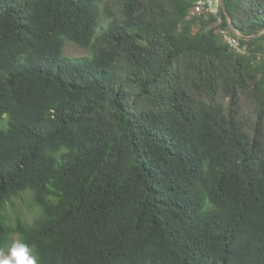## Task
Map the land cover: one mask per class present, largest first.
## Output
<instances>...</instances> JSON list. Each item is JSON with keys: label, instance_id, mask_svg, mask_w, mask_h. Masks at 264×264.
I'll use <instances>...</instances> for the list:
<instances>
[{"label": "trees", "instance_id": "trees-1", "mask_svg": "<svg viewBox=\"0 0 264 264\" xmlns=\"http://www.w3.org/2000/svg\"><path fill=\"white\" fill-rule=\"evenodd\" d=\"M194 2L0 0V250L264 264V0H224L219 21ZM23 192L36 213L11 223Z\"/></svg>", "mask_w": 264, "mask_h": 264}, {"label": "rangeland", "instance_id": "rangeland-1", "mask_svg": "<svg viewBox=\"0 0 264 264\" xmlns=\"http://www.w3.org/2000/svg\"><path fill=\"white\" fill-rule=\"evenodd\" d=\"M99 9V20L98 25L96 27V32H98L102 26H104L107 22V16L105 15L101 6L98 7ZM63 47V55L69 58H81L88 56L89 52L86 49H83L70 41L65 40ZM238 52H245L247 50L245 45L238 44L237 48L235 49ZM30 195L28 192L20 193L16 197H12L5 205L4 211L5 215L12 223L17 216L30 220L33 215L36 213L35 207L32 206ZM18 239L16 235H14L10 241V243L14 240ZM9 243V244H10ZM8 244V245H9ZM7 247L1 250L6 251Z\"/></svg>", "mask_w": 264, "mask_h": 264}, {"label": "clouds", "instance_id": "clouds-1", "mask_svg": "<svg viewBox=\"0 0 264 264\" xmlns=\"http://www.w3.org/2000/svg\"><path fill=\"white\" fill-rule=\"evenodd\" d=\"M0 264H40L38 255L23 238L12 241L6 251L0 250Z\"/></svg>", "mask_w": 264, "mask_h": 264}, {"label": "built area", "instance_id": "built-area-1", "mask_svg": "<svg viewBox=\"0 0 264 264\" xmlns=\"http://www.w3.org/2000/svg\"><path fill=\"white\" fill-rule=\"evenodd\" d=\"M221 7V0H195L193 3L192 8L189 11V15H213L217 18L219 21L220 18L218 16V11ZM219 34L226 44H228L229 47H232L234 49L237 48L239 42L237 40V37L234 34H230L229 29H220Z\"/></svg>", "mask_w": 264, "mask_h": 264}, {"label": "water", "instance_id": "water-1", "mask_svg": "<svg viewBox=\"0 0 264 264\" xmlns=\"http://www.w3.org/2000/svg\"><path fill=\"white\" fill-rule=\"evenodd\" d=\"M221 7H222L223 10L225 11V3H224V0H221ZM229 27H230L232 33H233L236 37H238V38H250V37H251V36H242V35H240V34L236 31V29L234 28L233 24H231V23H229ZM263 31H264V28L259 29L254 35H258V34H260V33L263 32ZM254 35H253V36H254Z\"/></svg>", "mask_w": 264, "mask_h": 264}, {"label": "bare ground", "instance_id": "bare-ground-1", "mask_svg": "<svg viewBox=\"0 0 264 264\" xmlns=\"http://www.w3.org/2000/svg\"><path fill=\"white\" fill-rule=\"evenodd\" d=\"M203 18V17H202Z\"/></svg>", "mask_w": 264, "mask_h": 264}]
</instances>
